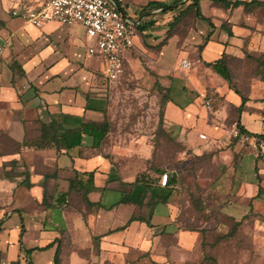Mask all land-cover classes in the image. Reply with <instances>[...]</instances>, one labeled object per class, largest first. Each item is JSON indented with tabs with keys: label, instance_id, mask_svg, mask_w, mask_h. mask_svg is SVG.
<instances>
[{
	"label": "crops",
	"instance_id": "0c3cea01",
	"mask_svg": "<svg viewBox=\"0 0 264 264\" xmlns=\"http://www.w3.org/2000/svg\"><path fill=\"white\" fill-rule=\"evenodd\" d=\"M44 1L0 0V264H202L212 247L203 244L208 224L187 227L178 218L182 165L157 164L155 146L142 137H115L108 84L101 60L87 51L85 27L53 19L35 25L12 13ZM132 1L121 3L140 20L136 42L141 35L160 39L161 71L174 75L166 84L165 127L176 123L196 156L227 166L230 200L218 191L207 199L206 215L219 224L223 215L240 222L264 213V159L230 134L238 122L264 133V0H200L214 26L196 15L192 0L168 11L143 10L151 1L143 0L136 14L127 9ZM183 9L176 22L189 27L199 48L205 43L193 70L182 65L179 35L168 34ZM224 54L234 87L207 63ZM208 98L216 101L210 111ZM105 119L110 128L99 145L89 132L72 147L40 144L52 120L60 138ZM200 121L211 141L200 136ZM164 171L175 177L166 186L159 184Z\"/></svg>",
	"mask_w": 264,
	"mask_h": 264
},
{
	"label": "rangeland",
	"instance_id": "374dc122",
	"mask_svg": "<svg viewBox=\"0 0 264 264\" xmlns=\"http://www.w3.org/2000/svg\"><path fill=\"white\" fill-rule=\"evenodd\" d=\"M142 1L133 0L129 3L128 12L136 14L140 7L139 3ZM182 2L183 0L180 1ZM182 24V22L176 25L170 24L168 34L173 35L176 32L179 35L176 43L178 55L180 60L187 58L191 63L190 70H193L200 63V59L202 60L200 55L202 47L199 48L195 40L188 39L189 27L187 30ZM165 25H156L153 29L159 30L165 28ZM160 32L155 33L162 36L165 34ZM169 35L164 39H168ZM140 37L138 43L136 42L128 53L125 71L119 79H104L101 73V77L107 81L108 95L112 100L111 113L114 117L115 137L120 141L142 137L143 140L155 146L157 164L171 162L173 165H182L184 179L176 196V203L179 206L178 218L181 224L187 227H201L208 224V227H204V242L211 243L212 247L205 251L207 257L205 255L202 264L264 263V213L253 211V216L237 224L224 215L217 224L214 220H210L212 218L209 214L206 215L204 210L209 203L207 199L213 195L219 196L218 191L225 194L224 198L227 201L230 200L229 195L233 187H230L222 178L227 172V166L204 155L196 156L185 144L176 123L165 127L164 97L171 93V88H168L166 84L173 81L174 75L171 72L161 71L162 63L159 54L162 45L159 47L160 45L157 44L160 39L153 37V34ZM169 57L176 60L173 53ZM97 64L99 65V61ZM255 64L253 60L251 63L253 69ZM257 73L253 72L254 75ZM259 74L264 79V72ZM215 102L212 101L210 108L204 103L206 110L210 111ZM204 125L200 121L199 130L209 133V129ZM208 138V141L212 140V137L208 136Z\"/></svg>",
	"mask_w": 264,
	"mask_h": 264
},
{
	"label": "built area",
	"instance_id": "2783aa9c",
	"mask_svg": "<svg viewBox=\"0 0 264 264\" xmlns=\"http://www.w3.org/2000/svg\"><path fill=\"white\" fill-rule=\"evenodd\" d=\"M123 0H45L35 8L17 7L14 15L25 17L35 25H41L48 20H58L61 23H80L87 34V51L97 56L102 63L101 73L104 78L116 80L125 71L128 53L136 45V37L140 31V20L128 15L122 7ZM162 10L161 7L157 8ZM182 65H191L187 58L181 60ZM212 99L206 100L210 108ZM230 134L240 142L248 144L264 159V136L254 135L237 124L230 128ZM202 138H207L205 132H200ZM170 173L164 171L160 175L159 184L169 183Z\"/></svg>",
	"mask_w": 264,
	"mask_h": 264
},
{
	"label": "trees",
	"instance_id": "16d2710c",
	"mask_svg": "<svg viewBox=\"0 0 264 264\" xmlns=\"http://www.w3.org/2000/svg\"><path fill=\"white\" fill-rule=\"evenodd\" d=\"M180 1H182V0H172L171 2H165V1H161V0H151L148 2V4H146L143 7V10L161 7L164 11H168V10L174 9L177 6H179ZM238 3H239L238 1H235L233 4L237 5ZM189 5L195 8L197 16L207 20L212 26H214L212 19L202 13V9L200 6V0H192V2ZM183 11H185V9L181 10V12L174 18L172 25L177 23L176 21L181 17ZM152 23H153V21H150V24H152ZM147 27H148L147 24H145L144 26H142V29H145ZM210 33H211V31L206 36L205 41H207ZM204 44L205 43H203L201 45V47ZM263 62L264 61H261L262 64H263ZM207 63L213 65L215 70L218 73H220L222 76H224L227 80H229L230 83L232 84V73H231V70L229 69V66L227 64V57L225 54L222 57H220L219 59H216L215 61H209ZM232 86L234 87L233 84H232ZM166 99H169V96L164 97L163 106L165 104ZM245 101H246V98L243 97V102H245ZM163 121H164V111H163ZM238 125L242 128V130L248 131L239 122H238ZM109 128H110V123L107 119H105L103 121L85 122V123H83L82 126L76 128V129H67V130L62 131L60 133V138H58V134H57L58 128L56 126L55 121L52 120L49 124L43 125V132L40 136L39 141H40V144L44 147H46L48 145L60 146L61 143H62V145H65L66 147H72V146L78 145L82 142V135H83L82 133L83 132H85V133L89 132L93 136V144L99 145V143L105 137ZM248 132H250V131H248ZM250 133H252V132H250ZM252 134L264 136V133L263 134L252 133ZM60 141H61V143H60ZM170 178L172 180H175V177L173 175H171ZM169 181H170V179H169ZM228 219H230V218H228ZM232 221H235L236 224L239 223V221H236V220H232ZM202 231L204 232V228L202 229ZM203 244L205 245L204 241H203ZM206 250H209V248H205V251ZM206 257H207V255H206ZM212 259H214V258L212 257Z\"/></svg>",
	"mask_w": 264,
	"mask_h": 264
}]
</instances>
